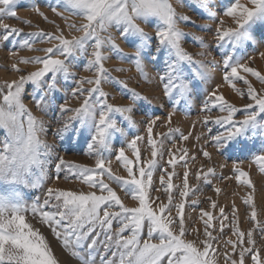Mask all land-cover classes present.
<instances>
[{
  "label": "snow or ice",
  "instance_id": "obj_1",
  "mask_svg": "<svg viewBox=\"0 0 264 264\" xmlns=\"http://www.w3.org/2000/svg\"><path fill=\"white\" fill-rule=\"evenodd\" d=\"M17 2L18 0H0V14L5 13L6 9H10V6ZM249 3L251 7L237 0L227 9L224 15L231 17L237 27L235 29L218 28L217 38L219 40L231 37L233 45L238 46L242 41L250 38L245 31V26L249 22L254 19L264 21V0H249ZM63 6L72 10L68 16L57 11L55 7L51 10L66 22L70 17L82 21L79 25L75 22L67 23L68 29L82 33V35L68 39L65 38L63 29L59 28L60 34L58 35L42 31L22 34L21 29L2 25L4 33L0 35V43L9 41L13 35L20 36L19 47L21 48L31 47L36 41L51 43L55 40L58 43L53 47L38 49L46 53L44 57H32L22 61L40 64L42 67L28 75H21L18 80L0 87V129L6 133L2 148L3 154H0V181L13 185L24 184L36 187V183L46 175L43 167L45 162L40 159L41 150L47 157L51 155L53 146L41 139L45 131L43 121L34 116L26 107L23 94L26 85H33L34 102L36 107L43 111L47 103L46 98L60 91V79L68 80L76 77V73L72 70L74 65L69 62V58L73 54H82L88 57L86 69L94 71L95 78L81 77L76 80L72 96L79 95L83 97V101L78 108L70 109L67 104L60 106L62 115L66 112H72L73 115L63 121V126L57 130V135L62 137L66 134L73 120H79L81 125L91 122L94 133L90 137V142L85 139V143L88 145L87 155L95 157V167L68 165V169L73 177L81 180L90 188L98 189L100 194L95 191L83 193L48 189L43 204L37 201L31 206V211L34 215H39L40 221L46 223L58 239L63 238L65 246L74 237L75 244L83 248L84 242L92 237L88 244L89 258L84 259L80 256L83 264H96L94 253L98 251V243H102L104 247L100 264H161L164 257H168V264H216V260L210 258V249L213 241L217 239L209 231L213 227L212 213L203 210L201 213L202 217H206L204 220L206 239L203 242L202 251L195 246L193 241L183 239L187 234L184 219L185 200L190 194H194L188 183V171L184 173L182 190L179 192L181 197L179 203H173V190L178 187L172 183L175 172L168 173V178L165 179L166 170L163 168H161L160 183L167 193L168 202L163 203L159 197H151V191L160 190L153 187L154 171L158 166L156 157L158 154L162 157L163 154V140L159 141L158 148L157 142L153 139V126L156 125L157 119L149 118L146 121L147 143L151 146L152 159L146 162L141 161L138 142L144 138L140 136L134 137L127 143V149L131 150L134 160L126 155L124 147L113 153L116 160L122 163L127 177L113 175L111 161L103 155V152L111 151L112 133L126 137L124 129L117 121L111 119L109 114L118 113L129 126L135 127L136 122L133 120L132 113L136 110L138 102L146 101L145 97L135 91H131L132 104L127 107H114L107 103L106 99H101L107 96L101 85L111 79L103 64V61L108 59L106 52L119 51L115 42L116 37L112 35L110 29L115 27L120 32L121 38L125 40L135 37L137 43L133 60L136 68L142 71L144 49L150 46L151 37L137 21L148 23V18L155 17L162 22V26L156 31V44L158 52L161 48L168 49L166 69L160 77L163 91L167 97H170L174 90H178L180 95L184 96L189 91V85L181 78V62H190L192 57L181 47V38L185 33L177 25L179 20L190 22L188 17L177 18L169 0H63ZM32 8L47 20V16L40 11L38 6L33 5ZM7 14L12 18H18L16 11L9 10ZM89 41L92 42L91 45ZM89 46L91 53L88 50ZM223 65L225 69H230L222 77L223 81L228 82L241 95L244 93L236 88L235 81H242L247 85L246 95L250 101L255 102L258 111L249 112L242 121L237 122L233 117L241 110L228 104L224 96L217 92L211 93L209 99L203 102L202 110L210 113L214 108H218L221 112L226 111L227 115L217 116L215 119L210 115H205L203 122L205 124L211 122L224 128L223 131L217 128L216 134L211 136L214 146L221 150L226 148L228 142L241 136L248 126L253 129H264V121L258 120L259 115L264 113V95L258 94L257 90L240 73L242 71L249 74L262 84H264V75L247 64L231 63L229 57L223 60ZM199 75L206 79L205 73L202 72ZM120 83L125 88L127 87L123 82ZM85 84L93 86L85 88ZM36 91L40 93L38 97H35ZM85 93H87L86 96ZM94 94H98L97 99H93ZM97 105H99L98 113ZM247 109H253L251 102L245 105V110ZM141 111L144 110L141 109ZM170 117L171 113H169V120ZM174 131L178 129H170V133ZM209 131L211 132V129ZM182 139H187V137H182ZM202 155L210 158V153L207 151H203ZM57 159L59 163L56 165V170L59 173L65 167V162L60 157ZM181 159H184V156ZM177 162L176 159H170L167 163L174 168ZM238 163L239 161L233 163L235 178L241 183H248L246 179H242L248 174L237 166ZM251 163L259 166L260 171L264 172V155H256ZM33 165L41 168V176L36 182L31 180ZM214 175V168L208 167L203 176L197 173V179L210 184ZM105 178L119 185L126 195H131L133 200L138 201V206L131 208L125 206ZM214 190L220 191L218 188ZM249 200L245 203H249ZM198 203V200L192 201L193 205H198ZM211 207L215 208L216 204L213 202ZM173 208L176 209L175 216L172 215ZM27 210L20 204H9L7 198L0 197V264H5V262L6 264H58L45 244L44 238L38 230L26 222L25 216L21 214ZM219 211L220 229L223 235L224 221L228 217L223 208ZM251 220H257L255 210L251 213ZM114 222L116 227H114ZM257 226L264 233V224ZM145 229L147 238L142 240V233ZM126 231L130 232V235L125 236ZM93 233L96 235L93 236ZM233 234L238 237L237 241L233 242L228 239L226 243L232 245L235 252L238 245L245 243V234L234 225ZM101 235L104 236L102 242L99 241ZM154 236L158 238V243L152 242ZM246 244L248 247H240L238 259H229L228 264H244L246 255H250L252 264H264V258L259 257L255 251V241L251 231L247 233ZM73 255L75 256L76 253Z\"/></svg>",
  "mask_w": 264,
  "mask_h": 264
},
{
  "label": "rangeland",
  "instance_id": "obj_2",
  "mask_svg": "<svg viewBox=\"0 0 264 264\" xmlns=\"http://www.w3.org/2000/svg\"><path fill=\"white\" fill-rule=\"evenodd\" d=\"M236 2L237 0H169L176 17L186 16L190 21L186 23L179 20L177 25L185 33L181 38V47L192 57L190 62H181V78L189 85V91L184 96H181L178 90H174L170 97L164 94L160 77L166 69L165 62L168 58V49L161 48L159 52L157 51L156 31L158 27L162 26V22L155 17L148 18V23L137 21L140 27L151 37L150 46L144 49L142 71L136 68L133 60L137 43L135 37H129L128 40H125L121 38L120 32L115 27L110 29L112 35L116 37L115 42L119 51L106 52L108 59L103 61V64L111 79L101 85L107 94L106 98L101 99H106V102L114 107L131 105V91H135L146 98V101L137 103L136 110L132 113L133 120L136 122L135 127L129 126L120 114H109L110 118L117 121L126 133V137L112 133L110 137L111 151L103 152V155L111 161L113 175L127 177V172L122 163L116 160L113 153L124 147L126 155L134 160L131 150L127 149V143L136 136L144 138L138 142L141 161L146 162L148 159H152L151 146L147 143L146 121L149 118L157 119L156 125L153 126V139L157 142L158 148L159 141L163 140V154L162 157L159 154L156 157L158 166L154 171L153 187L160 190L151 191V197H159L163 203L168 202L167 193L160 183L161 168H163L166 170L165 179L168 178V173L175 172L172 183L178 187L173 190V203H179L181 200L179 192L182 190L184 173L186 170L188 171V183L194 194H190L185 200L184 219L187 234L183 239L193 241L195 246L202 251L203 242L206 239L204 235L206 217H202L201 213L202 210L212 213L213 227L209 231L217 239L213 241L210 249V258H214L216 264H228L229 259H238L240 247H248L246 240L247 233L250 231L255 241V251L259 257L264 258V233L257 226L264 224V172L260 171L259 166L251 163L256 155H264V129H253L248 126L241 136L228 142L226 148L221 150L215 147L211 141V136L216 134V130L220 126L211 122L208 124L203 122L205 115H210L213 119L217 116L227 115L226 111L221 112L218 108H214L210 113L202 110L203 102L208 100L214 91L224 96L228 104L241 110L233 117L237 122L242 121L249 112L258 111L255 102L250 101L246 95L247 85L242 81H235L236 88L241 89L244 93L241 95L222 79L224 74L230 71V69H225L223 65V60L228 57L231 58V63L247 64L264 75V55H262L264 53V21L254 19L249 22L245 26V31L250 38L242 41L238 46L233 45V38L231 37H226L222 41L217 38L218 28L235 29L237 27L236 22L231 17L224 15L227 9ZM239 2L248 7L252 6L249 0H239ZM33 5L40 8V11L47 16V20L33 11ZM53 7L57 11L63 12L65 16H68L72 11L63 6V0H18L16 4L10 6V9H6L5 13L0 14V35L4 33L2 25L21 29L22 34L42 31L58 35L60 34L59 28L63 29V34L68 39L72 36L82 35V33L67 28L69 22H75L79 25L82 21L70 17L69 21L66 22L52 12ZM9 10L16 11L18 18L8 16ZM20 42V36L13 35L9 41L0 43V87L18 80L21 75H28L42 67L40 64L22 61L32 57H44L46 53L38 51V49L53 47L58 43L55 40L51 43L36 41L31 47L21 48L19 47ZM91 43L89 41V45ZM88 50L91 53L90 46ZM87 59L88 57L82 54H73L69 58V62L74 65L72 70L76 73V77L68 80L60 79V91L46 98L47 103L43 111L38 109L34 102V86L26 85L23 101L31 113L43 121L45 131L41 139L53 146L50 156L46 157L41 150L40 159L45 162L43 167L46 175L36 183V187L25 186L24 184L13 185L0 181V197L7 198L9 204H20L28 209L21 214L25 216L26 222L38 230L44 238L45 244L58 264H83L80 256H83L84 259L89 258L88 244L92 237L84 242L83 248L75 244L74 237L65 246L63 238L58 239L53 234L52 229L40 221L39 215L33 214L31 206L37 201L42 205L48 189L83 193L95 191L100 194L98 189L90 188L81 180L73 177L68 169V165L95 167V157L87 155L88 145L85 143V139L90 142V137L94 133L91 122L81 125L79 120H73L66 134L62 137L57 135V130L63 126V121L68 116L73 115L72 112H66L62 115L60 106L67 104L70 109L78 108L83 101V97L79 95L72 96L76 87V80L81 77L95 78L94 71L86 69ZM202 72L205 73L206 79L199 75ZM240 74L249 81L258 94L264 95V84L242 71ZM120 82L126 84L127 87L125 88ZM92 86L84 85L85 88ZM39 95L40 93L36 91L35 97ZM84 95L86 96L87 93ZM97 98L98 94H94L93 99ZM250 102L253 104V109L245 110V105ZM98 111L99 105H97V113ZM169 113H171L170 120L168 119ZM24 119L26 120V117ZM258 120L264 121V113L259 115ZM170 129H178V131L170 133ZM220 130L223 131L224 128H220ZM182 137H187V139H182ZM5 138V131L0 129V154H3L2 148ZM203 151L210 153V158L204 157ZM182 156L184 159H181ZM57 157L62 158L65 162V167L59 173L56 170V165L59 163ZM170 159L178 161L174 168L167 163ZM236 161H239L237 166L248 174L247 177L242 178L246 179L248 183H241L236 180L233 172V163ZM208 167L215 170V175L211 178L210 184L202 179H197V173L203 176ZM40 176L41 168L33 165L31 180L36 182ZM106 182L110 183L125 206L130 208L138 206V201L133 200L131 195H126L119 185L107 181V179ZM217 188L220 189L219 192L214 190ZM249 198L251 199L249 200ZM193 200H198V205H193ZM246 200H249V203L246 204ZM213 202L216 204L215 208L211 207ZM153 207L155 208L156 205L154 204ZM220 208L224 209V213L228 217L224 221L223 235H221L220 229ZM253 210L257 213L256 221L251 220ZM172 215H176L175 208H173ZM233 225L245 234V243L238 245L235 252L232 245L226 243L228 239L233 242L238 239L233 234ZM114 227H116L115 222ZM95 235L96 233H93V236ZM124 235H130V232L126 231ZM146 238L147 230L145 229L142 233V240ZM103 240L104 236L101 235L99 241L102 242ZM152 242L158 243V238L154 236ZM97 248L98 251L94 253V256L96 264H100L101 254L104 252L103 244L98 243ZM73 253L76 255L74 256ZM56 254L59 255L56 256ZM161 264H168V257H164ZM244 264H252L250 255L245 256Z\"/></svg>",
  "mask_w": 264,
  "mask_h": 264
},
{
  "label": "bare ground",
  "instance_id": "obj_3",
  "mask_svg": "<svg viewBox=\"0 0 264 264\" xmlns=\"http://www.w3.org/2000/svg\"><path fill=\"white\" fill-rule=\"evenodd\" d=\"M261 200H263L262 198H260ZM59 254H56V256H58ZM59 258H60V256H59ZM66 262H67V260H66ZM68 264V263H67ZM71 264V263H70Z\"/></svg>",
  "mask_w": 264,
  "mask_h": 264
}]
</instances>
